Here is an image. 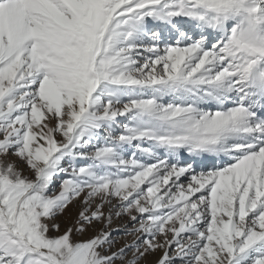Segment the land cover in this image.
Returning a JSON list of instances; mask_svg holds the SVG:
<instances>
[{
    "label": "snow or ice",
    "instance_id": "1",
    "mask_svg": "<svg viewBox=\"0 0 264 264\" xmlns=\"http://www.w3.org/2000/svg\"><path fill=\"white\" fill-rule=\"evenodd\" d=\"M0 264H264V0H0Z\"/></svg>",
    "mask_w": 264,
    "mask_h": 264
},
{
    "label": "rangeland",
    "instance_id": "2",
    "mask_svg": "<svg viewBox=\"0 0 264 264\" xmlns=\"http://www.w3.org/2000/svg\"><path fill=\"white\" fill-rule=\"evenodd\" d=\"M206 163H211V161H206ZM58 183H59V181H57V184H58ZM74 213H75V210L72 209V210H70V211L68 212V216L71 217V216L74 215ZM126 223H128L126 217L123 218V219H115V218H114L113 228H114V229H119L118 232H115V234H114V238H115L116 240L120 241L121 243H123V241H124V239H125V238H124V231H123V229H124V225H125ZM129 226H130V225H129ZM128 239H130V238H128Z\"/></svg>",
    "mask_w": 264,
    "mask_h": 264
}]
</instances>
